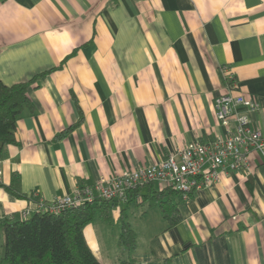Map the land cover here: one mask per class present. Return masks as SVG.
Listing matches in <instances>:
<instances>
[{"label":"crops","instance_id":"1","mask_svg":"<svg viewBox=\"0 0 264 264\" xmlns=\"http://www.w3.org/2000/svg\"><path fill=\"white\" fill-rule=\"evenodd\" d=\"M222 66L264 134V0H0V78L39 76L0 158V217L222 135ZM248 159L251 172L224 171L188 200L164 195L182 215L171 227L150 199L167 187L137 186L86 225L89 246L104 264H264V155ZM123 221L133 248L119 244Z\"/></svg>","mask_w":264,"mask_h":264},{"label":"built area","instance_id":"2","mask_svg":"<svg viewBox=\"0 0 264 264\" xmlns=\"http://www.w3.org/2000/svg\"><path fill=\"white\" fill-rule=\"evenodd\" d=\"M221 73L226 80V90L215 98L214 106L224 127L222 135L207 142L194 140L178 146L162 160L125 170L115 177L102 178L91 186L79 187L73 195L52 202L38 199L36 207L25 209L21 216L27 217L39 210L57 213L100 198L128 201L131 190L151 181L171 187L181 194L183 200H188L192 192L216 181L224 171L251 172L249 153L257 150L264 155V134L252 121V114L260 108L251 96L234 93L237 80L228 66H222Z\"/></svg>","mask_w":264,"mask_h":264},{"label":"trees","instance_id":"3","mask_svg":"<svg viewBox=\"0 0 264 264\" xmlns=\"http://www.w3.org/2000/svg\"><path fill=\"white\" fill-rule=\"evenodd\" d=\"M38 77L36 75L28 81L12 85L5 84L0 78V158L7 154L10 145L18 143L16 132L19 118L26 111H34L29 90ZM9 188L17 193L14 187ZM172 192L180 194L167 187L150 196L152 201L160 202L170 227L182 218L177 203L171 197H163ZM117 201L100 198L57 213L39 210L27 217H0V264H104L89 246L84 229L97 216L110 220V210ZM135 243L134 229L123 221L119 244L133 248Z\"/></svg>","mask_w":264,"mask_h":264},{"label":"rangeland","instance_id":"4","mask_svg":"<svg viewBox=\"0 0 264 264\" xmlns=\"http://www.w3.org/2000/svg\"><path fill=\"white\" fill-rule=\"evenodd\" d=\"M110 232V231H109ZM109 235H111L110 233H109ZM110 238H109V241H110V243L112 244V245H115V241H114V239H112L113 237L112 236H109Z\"/></svg>","mask_w":264,"mask_h":264}]
</instances>
